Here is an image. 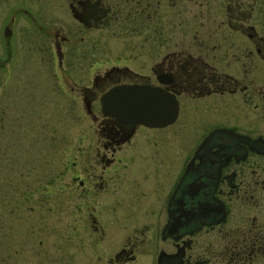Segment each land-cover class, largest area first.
I'll return each instance as SVG.
<instances>
[{"label": "flooded vegetation", "instance_id": "obj_1", "mask_svg": "<svg viewBox=\"0 0 264 264\" xmlns=\"http://www.w3.org/2000/svg\"><path fill=\"white\" fill-rule=\"evenodd\" d=\"M10 1L11 22L35 29L10 66L23 110L11 106L10 124L42 130L64 110L72 134L40 187H10V222L43 187L46 220L53 186L51 209L71 207L70 238L83 220L105 264H264V0H218V11L196 0V21L181 7L190 0ZM106 48L118 53L98 62ZM117 85L153 88L169 114L156 125L105 114L101 95Z\"/></svg>", "mask_w": 264, "mask_h": 264}, {"label": "rangeland", "instance_id": "obj_2", "mask_svg": "<svg viewBox=\"0 0 264 264\" xmlns=\"http://www.w3.org/2000/svg\"><path fill=\"white\" fill-rule=\"evenodd\" d=\"M164 5L165 2L160 9L163 13L166 12ZM181 7L184 8V13L189 14L192 21L197 20L194 11L199 6L196 0H190L189 3L182 1ZM215 7L217 11L221 8L218 0ZM12 9L10 0H0V264H105L103 254L91 249L93 247L89 241L90 235L86 232L83 220L77 222L78 235L70 238L71 231L66 230V227L71 226V220H69L72 217L71 207L62 201L61 208H57L59 211L55 208L51 209L50 206L55 204L53 186L45 189L46 220H38L37 196L45 188L43 187L41 191L31 190V194L34 195L30 200L21 204L20 209L16 208L17 212L11 215L14 220L10 222V187L12 185L40 187L44 178L48 179L52 173H55V170L59 169L57 167L58 156L60 153L67 152L66 148L72 136L70 133L71 118L64 110L57 114V118H52L51 124L42 130L21 123L20 125L10 124L11 106L14 107V113L21 114L23 111L21 106L15 107L16 103L13 106L12 98H10V66L22 57L27 47L26 33L35 31L31 25L29 29V24L25 25L26 23L20 16H16L11 22ZM214 9V6H210L207 12L200 15L201 19L209 16L208 14ZM177 18L183 17L178 16ZM5 24L13 29L15 44L12 53L10 37L7 38L2 33ZM116 49L111 48L112 51L107 48L96 49L95 56L99 59L98 62L107 58L106 53L108 52V55H116L118 53ZM17 72L21 73L15 69V73ZM15 73L11 78H15ZM16 86L19 88L18 84ZM20 104L21 102L18 105ZM49 114L47 113V116ZM22 120H24L23 116L18 121ZM87 121H90L89 118H85L84 113L79 110L77 122L80 136L83 133L84 123ZM85 139L80 140L81 149L86 147L87 140ZM47 175L49 176L46 177ZM57 217L62 218L59 226L62 235L53 226ZM57 241L58 245H56ZM107 243L106 241L104 246ZM150 260L148 264H155L153 258Z\"/></svg>", "mask_w": 264, "mask_h": 264}, {"label": "water", "instance_id": "obj_3", "mask_svg": "<svg viewBox=\"0 0 264 264\" xmlns=\"http://www.w3.org/2000/svg\"><path fill=\"white\" fill-rule=\"evenodd\" d=\"M4 34H10L8 26L4 28ZM168 104L169 107L172 105L170 101ZM101 105L105 114L125 122L156 125L162 120V115L169 114L161 93L146 85L114 86L101 95ZM170 113L172 119L175 109Z\"/></svg>", "mask_w": 264, "mask_h": 264}]
</instances>
